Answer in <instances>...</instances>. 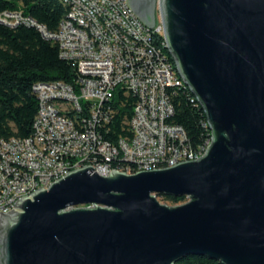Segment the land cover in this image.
Wrapping results in <instances>:
<instances>
[{"label":"water","instance_id":"water-1","mask_svg":"<svg viewBox=\"0 0 264 264\" xmlns=\"http://www.w3.org/2000/svg\"><path fill=\"white\" fill-rule=\"evenodd\" d=\"M127 4L151 30L158 11L210 146L171 168L85 167L40 187L0 213V264H264V0ZM159 194L187 202L168 207Z\"/></svg>","mask_w":264,"mask_h":264},{"label":"built area","instance_id":"built-area-1","mask_svg":"<svg viewBox=\"0 0 264 264\" xmlns=\"http://www.w3.org/2000/svg\"><path fill=\"white\" fill-rule=\"evenodd\" d=\"M67 8L49 33L21 11L0 13V23L35 27L72 64L75 79L37 82L38 110L27 138L0 139V213L73 171L99 176L135 175L202 158L210 140L193 149L185 130L170 123V93L188 88L163 38L162 26L146 27L127 0H60ZM189 89V88H188ZM117 92L132 96L126 135L108 138ZM207 127V122H206Z\"/></svg>","mask_w":264,"mask_h":264},{"label":"trees","instance_id":"trees-1","mask_svg":"<svg viewBox=\"0 0 264 264\" xmlns=\"http://www.w3.org/2000/svg\"><path fill=\"white\" fill-rule=\"evenodd\" d=\"M21 11L49 33L58 29L67 8L60 0H0V13ZM75 68L59 58L57 45L35 28L20 24L14 28L0 23V139L27 138L38 110L32 92L37 82L72 84ZM174 114L170 123L181 126L193 149L210 140L206 117L190 90L180 87L170 93ZM134 99L117 92L113 100V119L108 138L113 141L126 135V122L131 118ZM172 203L184 201L157 195ZM176 264H221L206 257L188 256Z\"/></svg>","mask_w":264,"mask_h":264},{"label":"rangeland","instance_id":"rangeland-1","mask_svg":"<svg viewBox=\"0 0 264 264\" xmlns=\"http://www.w3.org/2000/svg\"><path fill=\"white\" fill-rule=\"evenodd\" d=\"M156 21L157 23H160V19H159V13L158 11L156 10ZM156 197V200L161 204V205H165V206H168V207H175V206H180V205H183L187 202V199H185L184 201H180L178 203H172L170 201H167L165 200L164 198L162 197H159V196H155Z\"/></svg>","mask_w":264,"mask_h":264},{"label":"flooded vegetation","instance_id":"flooded-vegetation-1","mask_svg":"<svg viewBox=\"0 0 264 264\" xmlns=\"http://www.w3.org/2000/svg\"><path fill=\"white\" fill-rule=\"evenodd\" d=\"M145 5H147V3L145 2Z\"/></svg>","mask_w":264,"mask_h":264}]
</instances>
